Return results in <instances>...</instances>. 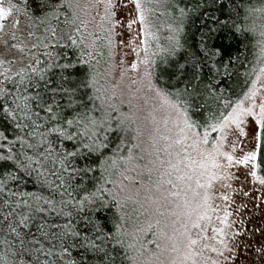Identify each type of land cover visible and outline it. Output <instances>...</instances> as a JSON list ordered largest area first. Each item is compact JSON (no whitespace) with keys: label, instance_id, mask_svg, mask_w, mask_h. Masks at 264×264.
<instances>
[{"label":"snow or ice","instance_id":"6c2138e0","mask_svg":"<svg viewBox=\"0 0 264 264\" xmlns=\"http://www.w3.org/2000/svg\"><path fill=\"white\" fill-rule=\"evenodd\" d=\"M156 2L179 13L173 17L175 28L169 29L173 35L169 37L165 59L170 65V70L166 68L170 77L184 78V89L177 95L183 97L186 107L173 102L162 90L153 89L152 72L146 69L144 77L149 91L155 90L162 106L175 110L177 118L157 119L152 115L143 130L136 129L131 146L126 142V120L113 116L118 110L106 93L96 87L95 77L81 73L73 62L62 63L51 52H44L46 59L32 56L31 62L14 74L0 72V148L7 144L6 151L0 152V248L4 250L0 264H125V258L135 264V257L128 256V250L139 255L144 245L134 232L125 228L127 199L120 194L127 187L122 182L129 179L126 172L140 168L144 153L148 159L143 169L151 182L147 191L151 193L154 189L161 194L159 199L151 200L156 213L164 215L160 209L167 206L169 197H175L180 201L177 207H183L191 220L194 213L208 205V194L201 196L199 190L211 187V181L217 178L213 170L223 167L219 158L226 159L229 166L234 162L233 156L223 151L228 139L226 130L232 129L237 137L250 135L254 148L264 139V101L255 103V85L245 95V100L252 101L250 106L238 102L230 113H222L207 123L203 133L187 113V107L196 105L200 97L216 95L214 85L202 77L205 67L219 71L216 67L219 64L227 68L223 63L225 50L215 43L221 35L233 39L242 36L241 43L255 39L259 61L264 62V0L258 3L192 0L191 7H181L180 0ZM3 3L0 0V5ZM96 3L103 4L102 19L110 22L116 5L112 0ZM132 3L148 37L151 33L144 2L132 0ZM79 8L78 0H16L7 10L0 6V21L8 19L14 11L27 21L25 28L29 35H34L31 29L43 25L46 32L56 36L53 21L59 22L64 14L65 23H74ZM186 22L199 33L198 43L187 48V41L181 40ZM19 24L20 20L13 17V29L19 30ZM4 29L5 24L0 23V33ZM11 38L17 39L15 31ZM3 63L0 61V66ZM131 67L138 71L136 64ZM259 71L264 75V67ZM9 132L12 139L6 134ZM211 133H220L214 144L209 139ZM254 159L253 151L243 162L247 164ZM153 173L155 180L151 179ZM260 182L264 184V180ZM30 184L35 190H27ZM204 218L205 215L198 214L197 220H191L190 226L185 223L179 232L189 250L198 243L192 238L191 229L200 228L198 220ZM152 228L148 224L139 231L148 232ZM165 238L173 241V251H178V244L183 243L175 236ZM153 243L161 251L167 250V246L161 248L159 242ZM260 243V250H264V231ZM261 261L264 264V256Z\"/></svg>","mask_w":264,"mask_h":264},{"label":"rangeland","instance_id":"374dc122","mask_svg":"<svg viewBox=\"0 0 264 264\" xmlns=\"http://www.w3.org/2000/svg\"><path fill=\"white\" fill-rule=\"evenodd\" d=\"M78 2L80 8L77 10L74 33L78 43L87 48L88 60L94 67L96 87L106 93V98L118 110L113 112L114 115L126 120L128 132L131 133L128 144L131 146L136 129L139 127L143 130L152 115L157 119L168 116L177 118L175 110L162 106L155 90L149 91L148 80L144 77L145 70L148 69L145 45L153 37L156 19L153 22L145 12L151 33L145 37L144 25L139 23V14L132 0H112L116 7L112 10L114 15L110 22L102 19L105 16L103 4L98 5L96 0ZM11 35L6 28L0 33V61L4 62L0 66V72H11L22 66L19 61H23V58ZM10 61L16 62L10 64ZM132 64L137 65L138 71L132 70ZM259 76V81L256 78L249 89L252 90L255 85L257 105L264 101V75ZM151 87L156 89L152 81ZM242 101L245 107L252 103L245 100V97ZM232 131L226 130L228 139L224 141L223 151L232 155L234 162L229 166L228 161L220 157L219 162L223 167L213 170L217 178L211 181V187L199 190L201 196L207 193L209 200L207 206L198 210V214L205 215L204 219L198 220L201 227L191 229L192 238L198 241L191 250L185 246L187 241L179 236V232L183 231L185 223L190 226L191 220H197L198 214L194 213L189 220L184 214L185 209L177 207L180 201L175 197H169L165 202L167 206L160 209L164 215L156 213L151 200L159 199L161 194L154 189L151 193L147 191L146 186L151 182L143 169L148 159L146 153L145 160L139 161V169L126 172L129 179L122 182L127 187L120 195L122 199H127L124 211L127 221L131 223L130 228L135 231L138 224L134 221L136 219L138 222V217L142 220V226H138V229L147 227L148 224L153 225L152 235L144 242L142 254L136 256V264H262L264 250H260V241L264 231V184L260 181L264 179L257 172L256 159L247 164L243 162L250 152L257 154L251 136L237 137ZM245 131L247 132V124ZM219 136L220 133L212 144ZM126 154L125 152L124 155ZM136 154L141 153L137 150ZM151 179L155 180V173ZM161 191L164 192L165 189ZM160 233L164 235H159ZM145 234L148 232L143 235ZM165 236H175L183 241L178 244V251L172 250L173 241ZM153 241L159 242L161 248L167 246V250L161 251Z\"/></svg>","mask_w":264,"mask_h":264},{"label":"trees","instance_id":"16d2710c","mask_svg":"<svg viewBox=\"0 0 264 264\" xmlns=\"http://www.w3.org/2000/svg\"><path fill=\"white\" fill-rule=\"evenodd\" d=\"M144 2L145 9L149 18L154 20L156 19L154 27L153 37H150L145 45L147 52H145L146 61L150 60L152 63H147V68L151 70L152 77L151 81L154 84L156 89L162 90L163 92L169 94V98L173 102L180 103L181 107H186L183 104V97L177 95L178 92H182L184 89V80L183 77H180L179 80L174 77H170L166 68L170 70V65H168L165 57L167 56L166 49L169 47L170 41L169 37L173 35L169 29L175 28V23L173 17L178 16L179 13L176 9L165 7L161 3H157L156 0H152L151 3L147 0H142ZM16 3V0H4L3 5L6 10L9 5ZM252 3H258V0H252ZM192 0H180V6L184 7L185 5L191 7ZM163 13V15H161ZM13 17L20 20L18 26L19 30H15L12 27ZM0 23L5 24V28L12 33L15 31L17 39L14 40L16 44L17 51L23 58V64L19 68L14 69L10 74H14L17 70L24 67L31 62V57L36 56L39 59H46L42 55L44 52H51L53 56H56L62 63L71 61L76 64L77 69L83 72L90 73L93 75L94 67L92 62L88 60L87 57V48L82 47L78 43V38L74 33L73 27L74 23H65V15L61 14L59 22L53 21L54 27L57 28L56 36L50 35L45 31V26L41 25L39 28H33L31 31L34 35H29V31L25 28L27 21L21 17L18 13L13 11L12 16L6 20L0 21ZM193 33H196L194 36ZM40 37V40H37V37ZM47 37L45 39L44 37ZM71 37L76 41L75 44L69 39ZM244 38L241 36L239 39H233L232 37H225L221 35L215 40L217 46H223L225 50V55L223 58L224 65H227V68L216 65L219 68V71H216L215 68L209 69L205 67L203 73V79L206 83H211L214 85V91L216 93L215 97L211 96H202L197 100L196 105L192 107H187L188 117L195 121L196 124L200 125L199 131L203 133L205 130L206 124L211 123L214 120L218 119L221 114L227 115L232 111V108L240 101L243 100L252 84L256 80L257 76L260 75V68L264 67V62L259 61V47L256 44V40L245 41L241 43L240 41ZM182 42L185 43V48L188 45L193 43H198L199 33L196 31V27L185 23L184 32L181 34ZM36 45V47H33ZM23 48L24 51L20 52L19 49ZM229 56L232 58L229 60ZM171 59V57H168ZM179 59V57H177ZM87 61V63H84ZM182 62V61H181ZM219 81V83H217ZM228 104V107L225 105ZM114 117H117L114 115ZM210 131V130H209ZM9 135V139H12L11 133H6ZM218 133L210 134L211 143L214 142ZM116 137L113 136V140ZM131 140V133L127 131L126 142L128 143ZM259 147H257L256 154V168L258 174L264 179V139L258 141ZM7 144L4 143V147L0 148V152L6 151ZM111 187V185H109ZM27 190L33 191L34 187L30 184L27 186ZM133 224L136 222L138 226H142V220L138 217V222L135 219L131 221ZM131 223L127 221L125 228L129 232H134L137 237L144 244L151 235L152 231H148V234L139 231L138 226L135 228V231L130 228ZM130 239V237H129ZM140 247L137 245V248ZM3 248H0V255H3ZM121 256H124V252H121ZM128 256L135 257L138 256L137 252L128 250ZM125 264H133V261L125 258Z\"/></svg>","mask_w":264,"mask_h":264}]
</instances>
